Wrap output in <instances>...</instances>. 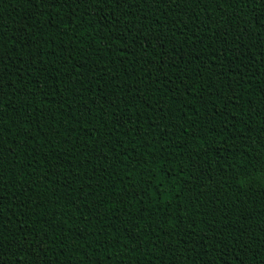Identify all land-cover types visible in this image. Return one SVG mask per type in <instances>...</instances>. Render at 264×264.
Listing matches in <instances>:
<instances>
[{
	"label": "trees",
	"instance_id": "trees-1",
	"mask_svg": "<svg viewBox=\"0 0 264 264\" xmlns=\"http://www.w3.org/2000/svg\"><path fill=\"white\" fill-rule=\"evenodd\" d=\"M0 264H264V0H0Z\"/></svg>",
	"mask_w": 264,
	"mask_h": 264
}]
</instances>
